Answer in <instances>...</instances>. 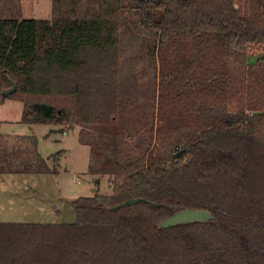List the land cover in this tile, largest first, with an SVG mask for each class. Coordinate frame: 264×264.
Returning <instances> with one entry per match:
<instances>
[{
    "label": "trees",
    "instance_id": "16d2710c",
    "mask_svg": "<svg viewBox=\"0 0 264 264\" xmlns=\"http://www.w3.org/2000/svg\"><path fill=\"white\" fill-rule=\"evenodd\" d=\"M52 1L38 20L0 0V106L78 127L111 192L72 199L74 222H0V264H264V0ZM123 19L156 72L145 113L121 89ZM51 174L34 135L0 134V175ZM138 197L164 206L111 209ZM186 208L215 218L159 227Z\"/></svg>",
    "mask_w": 264,
    "mask_h": 264
},
{
    "label": "rangeland",
    "instance_id": "374dc122",
    "mask_svg": "<svg viewBox=\"0 0 264 264\" xmlns=\"http://www.w3.org/2000/svg\"><path fill=\"white\" fill-rule=\"evenodd\" d=\"M22 9L25 19L50 20L53 1L22 0ZM144 44V38L123 19L120 33L121 89L125 97H133L142 113L148 112L145 108H150L153 103L156 75L144 53ZM256 57L252 56L250 61ZM22 117L23 103L6 100L0 106V134L34 135L41 155L48 160L54 174L0 175V222H74L76 213L71 200L92 196L96 191L109 194V177L89 172L90 150L80 144L78 127L28 125L21 122Z\"/></svg>",
    "mask_w": 264,
    "mask_h": 264
},
{
    "label": "water",
    "instance_id": "95a60500",
    "mask_svg": "<svg viewBox=\"0 0 264 264\" xmlns=\"http://www.w3.org/2000/svg\"><path fill=\"white\" fill-rule=\"evenodd\" d=\"M17 91V83L12 81V86L9 89L4 90L3 94L5 96H9ZM147 203L152 207H163V203H156L149 201L145 198L138 197L126 200L120 204L112 206V210H116L122 207L136 205L138 203ZM215 217L210 210L207 209H198V208H186L180 211H176L171 216L165 217L159 224V227L167 229L171 227H175L182 224H190L197 222H206L209 220H213Z\"/></svg>",
    "mask_w": 264,
    "mask_h": 264
},
{
    "label": "crops",
    "instance_id": "0c3cea01",
    "mask_svg": "<svg viewBox=\"0 0 264 264\" xmlns=\"http://www.w3.org/2000/svg\"><path fill=\"white\" fill-rule=\"evenodd\" d=\"M53 223H55V222H53Z\"/></svg>",
    "mask_w": 264,
    "mask_h": 264
}]
</instances>
